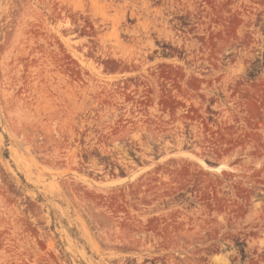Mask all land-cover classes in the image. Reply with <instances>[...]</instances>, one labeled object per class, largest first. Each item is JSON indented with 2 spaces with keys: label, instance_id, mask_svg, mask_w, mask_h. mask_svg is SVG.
<instances>
[{
  "label": "rangeland",
  "instance_id": "374dc122",
  "mask_svg": "<svg viewBox=\"0 0 264 264\" xmlns=\"http://www.w3.org/2000/svg\"><path fill=\"white\" fill-rule=\"evenodd\" d=\"M0 264H264V0H0Z\"/></svg>",
  "mask_w": 264,
  "mask_h": 264
}]
</instances>
